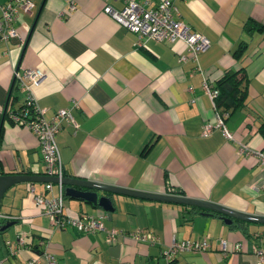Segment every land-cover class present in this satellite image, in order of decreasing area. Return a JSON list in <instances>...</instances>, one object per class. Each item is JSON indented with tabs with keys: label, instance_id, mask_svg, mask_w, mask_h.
I'll list each match as a JSON object with an SVG mask.
<instances>
[{
	"label": "crops",
	"instance_id": "1",
	"mask_svg": "<svg viewBox=\"0 0 264 264\" xmlns=\"http://www.w3.org/2000/svg\"><path fill=\"white\" fill-rule=\"evenodd\" d=\"M73 1L69 10L65 0H32V12L16 20L19 36L9 44L0 38V109L24 102L25 93L13 85L15 71L38 69L44 76L32 92L43 116L72 108L77 123V129L64 123L56 135L64 177L181 195L253 219L97 191L112 198L114 208L106 211L67 195L64 185L68 215L103 216L107 228L147 229L158 237L152 245L127 236L108 242L104 232L56 229L28 191L30 184L41 191L47 181H19L0 200V214L10 217L0 225L12 222L0 231V264L35 257L44 264V250L56 264H165L162 253L172 239L204 238L207 251L180 253L170 264H256L254 248H264V167L239 147L264 148V0H174L178 18L209 40L197 61L179 60L188 55L180 39L137 44L135 33L103 11L106 4L120 9L121 0ZM136 1L155 6L161 0ZM240 68L248 78L246 99L224 120L232 138L218 128L203 136V125L216 122L204 83L215 86L227 70ZM0 173L46 176L37 138L7 111L0 115ZM20 233L25 245L11 254L7 242ZM220 239L228 243L227 255Z\"/></svg>",
	"mask_w": 264,
	"mask_h": 264
},
{
	"label": "built area",
	"instance_id": "2",
	"mask_svg": "<svg viewBox=\"0 0 264 264\" xmlns=\"http://www.w3.org/2000/svg\"><path fill=\"white\" fill-rule=\"evenodd\" d=\"M69 5V10L74 9L73 0H65ZM123 6L116 9L109 4L104 5L103 11L113 20L121 24L126 29L136 34L137 44L144 43V40L174 42L182 40L186 44L187 54L180 55L179 60H185L187 56L193 61H197L200 52L209 47V40L201 33L192 31L179 17L174 0H161L155 6L147 5V2L136 0H121ZM33 8L32 0H8L0 3V38L7 44L13 37H18L15 26L20 13H31ZM8 52V50H7ZM43 72L38 69H25L22 72L15 71L14 83L18 89L25 93L23 104L17 109H0V115L7 111L10 120L19 125H25L33 132L40 146L44 173L46 176L56 177L58 181V194L53 193V183L46 182L41 191H36L33 184L28 187L34 202L40 206L41 213L48 217L50 223L56 229H64L68 226L76 228L83 233L104 232L108 242H114L120 237H129L138 242L154 244L158 237L147 229H136L127 231L122 228H107L103 222V216L78 215L71 216L65 213L63 197L64 184L61 178L64 176V168L60 158V152L56 143V135L64 123L72 125L77 129V123L72 114V108H60L50 118L43 116V111L38 107L32 92V85L43 79ZM204 88L213 101L215 108V98L218 89L215 86L204 83ZM77 106L75 101L72 105ZM216 122L205 123L202 127V135L207 136L214 128L221 129L227 138H232L227 130L224 120L227 113L216 111ZM239 153H253L259 158L260 164L264 167V148L261 151H252L246 144L241 143ZM264 197V186H263ZM9 216L0 214V219H9ZM11 254H16L19 248L25 245L23 233L17 235L16 240L7 242ZM40 244H44L43 241ZM219 246L223 255L229 252L228 243L224 239L219 240ZM240 244H235L233 250L238 251ZM210 248L208 239L197 240H176L172 239L170 245L163 251L165 264H170L178 254L183 252H203ZM256 254V264L264 262V248H254ZM44 264H56L55 256L44 250L41 253ZM39 257L31 258L25 264H38Z\"/></svg>",
	"mask_w": 264,
	"mask_h": 264
},
{
	"label": "water",
	"instance_id": "3",
	"mask_svg": "<svg viewBox=\"0 0 264 264\" xmlns=\"http://www.w3.org/2000/svg\"><path fill=\"white\" fill-rule=\"evenodd\" d=\"M13 83H14V78H13ZM4 109H6V106L4 107ZM35 180H43L47 182H57L58 181L56 177H50V176L1 174L0 173V200L5 190L8 187H10L12 184L17 183L19 181H35ZM61 182L64 185H67V187L65 188V193L67 195L82 198L85 201L95 206H101L106 211H112L114 208L112 198L108 195H99L97 191L111 192V193H117V194L127 193V194H132V195L147 198V199L194 205V206L209 209L211 211H217V212L223 213L229 217H236V218L246 219V220L253 219V217L251 216L245 215L237 211H233L221 205L214 204L208 201H203V200L190 199V198H187L181 195L148 193V192L135 191V190L129 191L127 189L119 188L113 185L92 182V181L82 180L78 178H68L64 176L61 178ZM75 186L84 187L85 189L84 190L77 189L75 188ZM228 222H231V219L228 220ZM10 225H12V222H6L0 225V231L5 230Z\"/></svg>",
	"mask_w": 264,
	"mask_h": 264
},
{
	"label": "trees",
	"instance_id": "4",
	"mask_svg": "<svg viewBox=\"0 0 264 264\" xmlns=\"http://www.w3.org/2000/svg\"><path fill=\"white\" fill-rule=\"evenodd\" d=\"M239 51L237 50V52ZM247 81L248 78L242 68L227 70L215 84L218 89V95L215 98V110L220 113H227L228 117L230 113L241 107L246 99ZM14 88L18 89L17 85H14Z\"/></svg>",
	"mask_w": 264,
	"mask_h": 264
}]
</instances>
